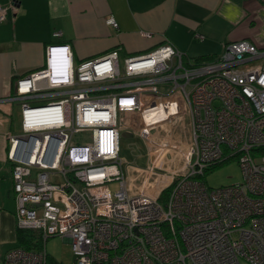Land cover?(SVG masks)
Masks as SVG:
<instances>
[{
  "label": "built area",
  "instance_id": "built-area-1",
  "mask_svg": "<svg viewBox=\"0 0 264 264\" xmlns=\"http://www.w3.org/2000/svg\"><path fill=\"white\" fill-rule=\"evenodd\" d=\"M10 8L0 5V23ZM107 24L118 28L113 17ZM68 52L49 46L45 67L2 100L22 104L21 134L9 135L7 155L17 225L39 232L42 247L0 249V264H53L46 244L55 236L71 242L74 264H264V47L230 42L216 59L193 63L165 40L144 54L122 59L116 49L70 75L55 73L50 60ZM184 116L188 150L163 130ZM125 128L152 159L138 170L139 187L120 158ZM171 153L182 164L168 171ZM231 160L242 182L208 187L206 175Z\"/></svg>",
  "mask_w": 264,
  "mask_h": 264
},
{
  "label": "crops",
  "instance_id": "crops-1",
  "mask_svg": "<svg viewBox=\"0 0 264 264\" xmlns=\"http://www.w3.org/2000/svg\"><path fill=\"white\" fill-rule=\"evenodd\" d=\"M11 3L17 9L10 8L7 21L0 23V249L3 254L19 247L13 165L7 155L9 135L21 134L22 104L2 100L16 96L19 79L45 67L49 46L70 45L75 66L116 49L122 59L144 54L165 40L193 63L199 58L219 57L230 42L249 40L264 47V0H0L3 6ZM111 17L118 23L117 29L107 24ZM143 31L152 37L142 36ZM135 118L138 116L123 115L126 122ZM187 120L190 140L183 142L175 130L185 126ZM163 127L170 141L183 150L189 149L192 127L187 116ZM171 154L167 158L177 160ZM167 158L165 168L171 171L175 165L167 167Z\"/></svg>",
  "mask_w": 264,
  "mask_h": 264
},
{
  "label": "rangeland",
  "instance_id": "rangeland-1",
  "mask_svg": "<svg viewBox=\"0 0 264 264\" xmlns=\"http://www.w3.org/2000/svg\"><path fill=\"white\" fill-rule=\"evenodd\" d=\"M18 117L17 125L20 126V107L17 106ZM188 120L185 121V126H179L176 128V136L180 137L183 142H189L187 132L189 130ZM87 135L78 136L75 140H85ZM121 150L120 158L123 161V170L127 182H135L136 187H139L142 183L144 173L138 170L149 168L151 160L148 156L147 146L144 140L138 135L134 134V137H122L121 136ZM167 167L180 166L182 163H178L176 160L167 158ZM207 186L210 188H220L231 186L242 182L241 169L236 160H231L225 164L215 168L212 172H209L205 179ZM112 192H115L118 188L117 184H111ZM164 204V203H163ZM46 250L50 260L56 264H74L75 255L72 249L71 242L60 236H55L49 239L46 244Z\"/></svg>",
  "mask_w": 264,
  "mask_h": 264
},
{
  "label": "trees",
  "instance_id": "trees-1",
  "mask_svg": "<svg viewBox=\"0 0 264 264\" xmlns=\"http://www.w3.org/2000/svg\"><path fill=\"white\" fill-rule=\"evenodd\" d=\"M214 59L216 58L214 57L199 58V59H196V62L203 63V62L212 61ZM219 166L220 165L216 166L215 168ZM166 195H167V192L164 193L163 197H165ZM17 238H18V245L20 248H23L29 251H38L42 247L41 235L37 231L18 228ZM50 262H52L53 264H56L52 260H50Z\"/></svg>",
  "mask_w": 264,
  "mask_h": 264
},
{
  "label": "clouds",
  "instance_id": "clouds-1",
  "mask_svg": "<svg viewBox=\"0 0 264 264\" xmlns=\"http://www.w3.org/2000/svg\"><path fill=\"white\" fill-rule=\"evenodd\" d=\"M49 66L57 74L62 73L70 75L75 66L73 53L68 52L62 58H56L55 60L51 59Z\"/></svg>",
  "mask_w": 264,
  "mask_h": 264
},
{
  "label": "water",
  "instance_id": "water-1",
  "mask_svg": "<svg viewBox=\"0 0 264 264\" xmlns=\"http://www.w3.org/2000/svg\"><path fill=\"white\" fill-rule=\"evenodd\" d=\"M121 136H122V137H131V138H132L134 135H133L132 132L125 131V132L122 133Z\"/></svg>",
  "mask_w": 264,
  "mask_h": 264
}]
</instances>
